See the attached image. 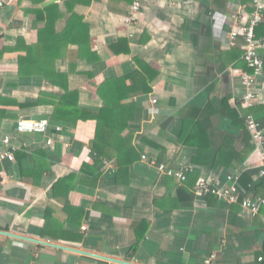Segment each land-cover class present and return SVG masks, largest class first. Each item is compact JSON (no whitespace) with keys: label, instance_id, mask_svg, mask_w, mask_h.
Masks as SVG:
<instances>
[{"label":"crops","instance_id":"1","mask_svg":"<svg viewBox=\"0 0 264 264\" xmlns=\"http://www.w3.org/2000/svg\"><path fill=\"white\" fill-rule=\"evenodd\" d=\"M132 1L19 0L0 13V151L6 149L7 135L17 147L15 160L0 157V233L15 235L0 234V264H264V206L253 215L240 202L197 197L196 184H186L198 167L191 161L196 149L179 143L182 109L203 108L208 101L217 107L225 97L231 107L247 109L240 78L246 69L236 66L238 54L228 34L234 14L239 19L249 15L251 0H148L138 20L130 21ZM72 14L83 17L95 60L80 58L78 46L71 45L56 69L72 70L63 84L79 90L80 105L104 106L99 86L137 70L136 58L155 78L152 92L128 100L141 111L130 121L140 159L118 179L115 159L97 157L91 149V142L103 135V121L53 120L54 101L64 86L43 75L20 73L21 59L38 43L48 18L56 16L55 31L62 33ZM257 32L264 38V25ZM237 48L244 50L243 37ZM261 55L264 59V48ZM258 93L264 104V75ZM20 117L48 119L47 134L17 131ZM211 124L218 128L211 134V157L225 134L242 146L243 132L229 119L214 115ZM262 160L255 148L242 164L217 170L205 165L201 177L225 184L230 172L241 170L257 183ZM160 164L189 166L187 180L162 173ZM248 194L264 197V192Z\"/></svg>","mask_w":264,"mask_h":264},{"label":"trees","instance_id":"2","mask_svg":"<svg viewBox=\"0 0 264 264\" xmlns=\"http://www.w3.org/2000/svg\"><path fill=\"white\" fill-rule=\"evenodd\" d=\"M56 19V16L48 18L46 27L40 31L38 43L30 46L28 56L21 59L20 73L43 75L54 83L64 86V93L56 97L54 101L53 120L64 121L68 124H77L80 120L91 119L103 121V135L91 142V149L97 157H103L107 160L115 159L118 167L116 178L118 179L121 174L129 171L135 161L140 159L134 146V132L130 127V121L140 117L141 111L134 100L130 102L128 100L137 93L152 92L151 83L155 78L151 79L149 66L136 58L137 70L123 77L109 78L102 86H99L98 93L104 100V106L88 108L80 105L79 90H72L67 84H63L69 78L72 70L66 73L58 72L56 63L62 57L61 54L68 51L71 45L78 46L77 55L80 58L94 61L96 54L90 52L92 50L91 38L82 16L72 14L62 33L55 31ZM123 41L126 44L124 50L128 52L127 41ZM237 44L232 46L233 52L238 54L237 60L239 62L236 66L248 69L247 62L244 59L245 49L237 48ZM116 51L118 50L116 49ZM128 81H130L129 84ZM229 100V97H225L217 107L211 101H208L203 108L192 105L181 110L183 124L179 143L182 148L196 149L191 161L193 164L198 165L194 172L189 175L190 177L186 182L188 186H195L202 175V167L205 165H210L211 169L217 170L220 167H230L235 162L242 164L256 148L246 125V116L251 113L254 114L257 121L264 127V116H261L264 111V104L258 102L254 107L247 108L244 111L241 104H238L239 106L236 108L231 107ZM214 115L229 119L233 126L243 132V136L242 146L238 147V139L230 134H225L222 142L216 145L215 152L211 157L208 154L214 143L211 134L217 128L211 124V117ZM87 167L85 165L82 169L84 173L88 172ZM93 174L97 179L99 176L98 171L96 170ZM65 182L66 179L57 183L63 184ZM58 184H56V188L59 186ZM240 184L244 191L262 195L264 192V175H261L259 182L256 183L249 172L242 171ZM242 197L239 199L240 203L244 198Z\"/></svg>","mask_w":264,"mask_h":264},{"label":"built area","instance_id":"3","mask_svg":"<svg viewBox=\"0 0 264 264\" xmlns=\"http://www.w3.org/2000/svg\"><path fill=\"white\" fill-rule=\"evenodd\" d=\"M19 0H0V13L2 10ZM148 0H133L129 14V20H138L144 9V4ZM235 24L232 26L228 34V43L230 46H235L239 37H243L245 41L244 59L247 62L246 70L240 71L241 83L245 89L242 98V104L246 108H252L259 102L260 80L264 75V59L261 55V49L264 48V38L257 34L259 26L264 25V0H251V11L247 17L239 19L238 14L233 15ZM156 103L157 99H153ZM50 121L48 119H31L20 117L17 121V131L19 132H38L47 134ZM246 125L251 134L252 142L256 148L261 151L263 160L261 174L264 175V127L257 121L254 114L246 116ZM57 130H61V126H57ZM48 143H52V139H48ZM3 144L6 149L0 151L1 158L15 160V151L17 149L15 143L12 142V137L7 135L3 138ZM143 158H147L143 155ZM149 161L155 162L149 158ZM162 173L176 177L179 181H186L188 178L189 166H181L178 169L169 168L164 164L159 165ZM241 170H234L227 175L226 183L214 181L209 177H201L195 186V194L197 197H207L208 195H216L222 200L229 203L240 202V197L243 196L241 206L244 210H248L253 215L260 214L264 206V197L253 196L244 191L240 184ZM4 188V179L0 177V194ZM86 229V227H83ZM215 257V254L212 255ZM262 260V258H260ZM210 261V260H208Z\"/></svg>","mask_w":264,"mask_h":264},{"label":"water","instance_id":"4","mask_svg":"<svg viewBox=\"0 0 264 264\" xmlns=\"http://www.w3.org/2000/svg\"><path fill=\"white\" fill-rule=\"evenodd\" d=\"M0 234L7 235V236H13L14 235V234H11V233H8V232H2ZM17 237L23 238V239H26V240H31L33 242H39V243H42V244H49V245H52V246H55V247H58V248L70 249V250H73V251L80 252L82 254H88L90 256H94V257H98V258H103V259H108V260L116 261L115 259H112V258H109V257H106V256H102L100 254L90 253V252H86V251H83V250H77V249H74V248H70V247H67V246H63L61 244L50 243V242H46V241H43V240H36V239H32V238H28V237H23V236H17ZM0 252H1V242H0ZM125 263H127V264H133V263H130V262H125Z\"/></svg>","mask_w":264,"mask_h":264}]
</instances>
